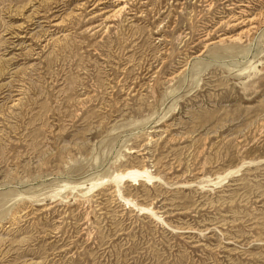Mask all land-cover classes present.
Segmentation results:
<instances>
[{
    "label": "rangeland",
    "instance_id": "rangeland-1",
    "mask_svg": "<svg viewBox=\"0 0 264 264\" xmlns=\"http://www.w3.org/2000/svg\"><path fill=\"white\" fill-rule=\"evenodd\" d=\"M113 1L0 0V264H264V0Z\"/></svg>",
    "mask_w": 264,
    "mask_h": 264
},
{
    "label": "bare ground",
    "instance_id": "bare-ground-1",
    "mask_svg": "<svg viewBox=\"0 0 264 264\" xmlns=\"http://www.w3.org/2000/svg\"><path fill=\"white\" fill-rule=\"evenodd\" d=\"M127 0H114L113 2L117 4V8L112 12V14L110 16H107L104 21H108L110 18L116 16L117 14H120L123 12V10H125V3H126ZM130 1V0H129ZM128 1V2H129ZM42 2V1H41ZM50 2V1H49ZM97 4V3H96ZM240 7L242 5H239ZM13 9V8H12ZM241 10V9H240ZM56 11V10H55ZM13 12V11H12ZM245 11H241V13H244ZM241 13L240 16H241ZM34 16V15H33ZM117 17V16H116ZM245 17V16H244ZM233 18V17H232ZM246 19V18H245ZM32 20V19H31ZM51 21V20H50ZM232 21L236 22L234 24H232L231 26L233 27H236V26H239V25H242V24H246L247 22L248 23H252V21H254V19H250V20H243L242 18H234ZM36 24V23H35ZM34 25V24H33ZM58 25V24H57ZM250 25V24H249ZM30 27V26H29ZM45 32V31H44ZM247 32H248V29H247ZM45 36V35H44ZM223 37V36H222ZM229 40L230 41H237L239 40V36H235V37H224V38H220L219 39V42H222L224 40ZM205 48V47H204ZM131 179L132 181H136L137 179H143L147 182H150L154 179V177H152L146 170H142V171H137V170H129L127 172H125L124 174H116L114 177H113V181H117V180H122V179ZM92 187V186H91Z\"/></svg>",
    "mask_w": 264,
    "mask_h": 264
}]
</instances>
